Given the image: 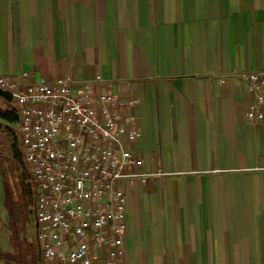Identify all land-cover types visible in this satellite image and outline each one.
<instances>
[{
	"label": "crops",
	"instance_id": "obj_1",
	"mask_svg": "<svg viewBox=\"0 0 264 264\" xmlns=\"http://www.w3.org/2000/svg\"><path fill=\"white\" fill-rule=\"evenodd\" d=\"M263 69L264 0H0V75L137 101L130 170L161 174L125 186L121 264H264V120L241 76ZM4 201L0 167L2 253Z\"/></svg>",
	"mask_w": 264,
	"mask_h": 264
},
{
	"label": "built area",
	"instance_id": "obj_2",
	"mask_svg": "<svg viewBox=\"0 0 264 264\" xmlns=\"http://www.w3.org/2000/svg\"><path fill=\"white\" fill-rule=\"evenodd\" d=\"M241 76L254 95L247 118L262 121L264 69ZM88 82L31 80L27 71L0 75V91L18 115L4 124L19 139L37 188L34 235L43 264H121L125 186L161 174L130 170L143 163L128 147L141 136L133 127L137 101L104 92L93 97Z\"/></svg>",
	"mask_w": 264,
	"mask_h": 264
},
{
	"label": "trees",
	"instance_id": "obj_3",
	"mask_svg": "<svg viewBox=\"0 0 264 264\" xmlns=\"http://www.w3.org/2000/svg\"><path fill=\"white\" fill-rule=\"evenodd\" d=\"M0 98L8 105L0 108V131L10 136V153H6L0 143V167L5 193V207L8 210V221L5 227L9 230V243L12 251L0 252L8 260L17 264H43L39 243L31 230L34 222L37 188L34 175L24 160L21 146L10 126L18 120L15 106H9L11 98L0 91Z\"/></svg>",
	"mask_w": 264,
	"mask_h": 264
},
{
	"label": "rangeland",
	"instance_id": "obj_4",
	"mask_svg": "<svg viewBox=\"0 0 264 264\" xmlns=\"http://www.w3.org/2000/svg\"><path fill=\"white\" fill-rule=\"evenodd\" d=\"M10 103V105L9 106H11V107H13L14 106V103H13V101L11 100V101H9ZM8 105V103L5 101V100H3L2 98H0V108H2V109H4L6 106ZM8 135V134H7ZM8 137H9V149L6 151V153H10V143H11V141H10V136L8 135ZM18 142V144H20L19 143V139L16 141V143ZM34 222L32 223V225H31V230H32V232H34ZM10 247H9V250L10 251H12V246L11 245H9ZM13 264H17V263H15V262H13Z\"/></svg>",
	"mask_w": 264,
	"mask_h": 264
}]
</instances>
